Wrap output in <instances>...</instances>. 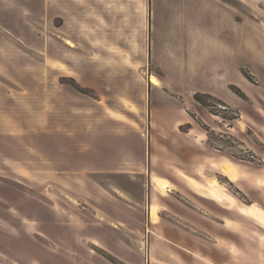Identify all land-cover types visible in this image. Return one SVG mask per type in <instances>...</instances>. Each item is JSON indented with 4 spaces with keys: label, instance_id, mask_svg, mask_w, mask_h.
I'll return each mask as SVG.
<instances>
[{
    "label": "rangeland",
    "instance_id": "1",
    "mask_svg": "<svg viewBox=\"0 0 264 264\" xmlns=\"http://www.w3.org/2000/svg\"><path fill=\"white\" fill-rule=\"evenodd\" d=\"M45 1L0 0V262L112 264L104 255L119 259L129 250L142 264L152 242L150 217L155 224L160 216L200 236L195 247L239 249L228 264H264V224L237 211L245 204L264 212V0H244V7L222 0L238 7L235 20L244 18L246 87L229 84L244 95L232 110L208 99L217 114L193 98L198 87L222 82L200 72L201 64L178 72L168 62L164 72L95 62L93 32L79 42L76 27L60 14L61 1L52 0L48 10ZM109 67L114 78L105 79L100 73ZM201 151L219 159L209 170L196 161L206 170L197 179L177 176L191 188L187 193L172 189L165 178ZM250 153L255 160L240 159ZM226 163L232 179L219 171ZM215 181L228 203L209 194ZM207 201L222 206L225 225L208 214ZM175 207L213 236L178 221ZM236 238L239 246L229 240Z\"/></svg>",
    "mask_w": 264,
    "mask_h": 264
},
{
    "label": "crops",
    "instance_id": "2",
    "mask_svg": "<svg viewBox=\"0 0 264 264\" xmlns=\"http://www.w3.org/2000/svg\"><path fill=\"white\" fill-rule=\"evenodd\" d=\"M60 1L62 6L60 14L64 17V23L76 27L74 32L79 42L82 33L93 32L92 49L93 53L98 52V55L94 54L98 58L95 62L123 65L124 68L126 65L146 64L151 65L152 68H161L164 72L167 71L165 65L168 62L172 63L174 70L178 72L186 70V64H193L196 68L197 64H201L200 72H205L213 80H221L222 82L198 87L197 90L208 92L231 106L239 105L240 97L229 88V84H238L242 88L246 87L240 69L245 53L244 18L235 20V16L239 14L238 7L236 8L222 0ZM236 1L244 7V0ZM45 3L46 10H48L50 5L52 6V0L50 2L46 0ZM69 41L74 46L73 42ZM112 68L109 67L100 73L108 74L103 75V78H114L111 75L114 72ZM217 157L207 152L204 153V151L196 153L193 155V159H189V163H183L180 160L183 164H179L183 166L177 165L174 178L170 176V178L166 177L165 179L174 186L171 187L172 189L187 193L191 188L186 186L185 181V185H182L179 182L180 179L177 180V176L181 177L180 174L183 173L197 179L200 174L205 175L204 171H206L199 169L196 166L197 162L205 161L207 167L204 169L209 170L211 168L210 163L213 160H218ZM161 180L163 187H166L167 182L164 179ZM207 203L210 209L208 214H210L209 212L216 213V216L225 225V219L228 216L226 215V218L219 217L224 215L221 210L222 206L215 201H207ZM163 209L165 210V208ZM172 214L178 221L187 222L192 227L200 228L208 236H213L204 223L196 222V218L191 215V212L183 207H175ZM152 221L154 220L150 217V226L147 227V234L150 235L152 242L150 247H147L146 261L144 260L142 264H201L200 262L214 264L218 256L221 257V259H217L218 263L227 262L228 264L229 255L233 257L238 255L237 250L239 249L237 248H230L233 250H228V248L227 251L220 248L222 250L220 252L214 249L195 247L193 245L197 244L196 240H202L197 234L182 229L176 223L170 224L167 220L161 219L160 216H158L155 224H152ZM144 232L145 229H142L140 234ZM126 235L133 234L127 231ZM219 235L225 236L222 233ZM225 237L228 240L229 237ZM186 238L189 242L184 244L182 239ZM229 240L233 241L236 246L240 244L237 238L236 240ZM211 243L214 244V242ZM126 246L133 250L129 244ZM134 251L138 252H135V257L140 254V250ZM128 253L131 252L128 250L116 255L128 264H136V261L129 258ZM50 262L46 259L45 264H54L52 261ZM239 262L242 263V261ZM0 264L4 263L0 262Z\"/></svg>",
    "mask_w": 264,
    "mask_h": 264
},
{
    "label": "bare ground",
    "instance_id": "3",
    "mask_svg": "<svg viewBox=\"0 0 264 264\" xmlns=\"http://www.w3.org/2000/svg\"><path fill=\"white\" fill-rule=\"evenodd\" d=\"M150 81L157 85L159 84V79L155 74H150L149 76ZM220 168V167H219ZM219 170V169H218ZM224 176L229 177L230 179L234 176V168L231 164L226 163L224 164L220 170H219ZM156 177V176H155ZM236 179V178H235ZM190 181V180H189ZM260 182V181H259ZM155 183L159 185L160 187H163V181L159 178H155ZM209 194L212 196V198L219 200L221 202L228 203L227 199L223 197L218 191H217V182H211L209 183ZM194 185V184H193ZM196 185V184H195ZM197 187V186H196ZM222 189V188H221ZM201 194V193H200ZM238 213L242 214L243 216H252L256 218L257 220L261 221L264 224V212H262L260 209L253 205H241L237 207ZM156 209L155 207H151L150 214H155ZM253 218V219H254ZM261 224V223H260ZM234 227L236 225H233ZM261 239V238H260Z\"/></svg>",
    "mask_w": 264,
    "mask_h": 264
},
{
    "label": "trees",
    "instance_id": "4",
    "mask_svg": "<svg viewBox=\"0 0 264 264\" xmlns=\"http://www.w3.org/2000/svg\"><path fill=\"white\" fill-rule=\"evenodd\" d=\"M238 96L240 97H244V95H242L241 91H239L238 89L234 90L232 89ZM193 98L194 100L201 104L203 107L207 108L211 113L213 114H217V110H214V104H210L207 102L208 99H213L215 101H217L218 104L223 105L224 109H231L232 107H230V105H228L227 103H225L224 101H222L221 99L215 97L214 95L208 93V92H200L197 91L193 94ZM217 105V104H216ZM233 113L235 114V116H232L231 118H237L238 117V112L233 110ZM240 159L242 160H247V161H253L256 159V155L254 153H250L249 157H240ZM110 262H112L113 264H127L126 262L112 256V255H104Z\"/></svg>",
    "mask_w": 264,
    "mask_h": 264
}]
</instances>
